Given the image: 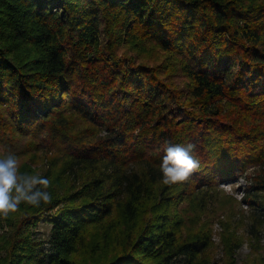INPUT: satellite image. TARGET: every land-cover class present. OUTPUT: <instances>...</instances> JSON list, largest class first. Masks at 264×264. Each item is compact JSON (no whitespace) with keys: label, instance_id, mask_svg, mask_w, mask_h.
Here are the masks:
<instances>
[{"label":"trees","instance_id":"trees-1","mask_svg":"<svg viewBox=\"0 0 264 264\" xmlns=\"http://www.w3.org/2000/svg\"><path fill=\"white\" fill-rule=\"evenodd\" d=\"M165 141L196 144L187 183H161ZM21 147L53 198L1 217L0 264H210L188 196L258 169L264 213V0H0V153Z\"/></svg>","mask_w":264,"mask_h":264},{"label":"rangeland","instance_id":"rangeland-1","mask_svg":"<svg viewBox=\"0 0 264 264\" xmlns=\"http://www.w3.org/2000/svg\"><path fill=\"white\" fill-rule=\"evenodd\" d=\"M99 43L97 48L106 50L102 46V39ZM144 49L146 51L142 57L149 61H161L163 64L170 61L176 64L178 61L175 56L157 51L151 43H147ZM126 50L127 45L119 46L118 54H123ZM154 52L159 56L157 60H154ZM171 82L178 88L185 83L180 76H174ZM16 139L24 143L22 139ZM21 149L23 148L16 149L20 172L24 169L21 165L25 158L30 155L35 156V151L23 155ZM47 152L42 150L37 153V159L34 161L36 164L32 167L33 175H43L49 170L46 156L49 158L51 155ZM257 174L258 169L251 168L237 180L229 182V186L220 183L215 189L204 188L202 195L192 196L196 197L194 200L188 196L189 202L185 204L187 218L184 219L191 227L206 228L210 231L211 247L208 252L210 264H264V213L257 212L258 207L250 205L246 198V191L254 183ZM260 196L263 199L259 203H264V192H260ZM200 200L201 204L194 203ZM29 231L33 241L38 242L40 247L48 251L50 226L40 222ZM10 232V226L0 217V237Z\"/></svg>","mask_w":264,"mask_h":264},{"label":"clouds","instance_id":"clouds-1","mask_svg":"<svg viewBox=\"0 0 264 264\" xmlns=\"http://www.w3.org/2000/svg\"><path fill=\"white\" fill-rule=\"evenodd\" d=\"M196 151L197 146L192 142L171 144L165 141L159 164L161 183L172 186L190 180L200 168ZM50 186V179L43 175L20 173L18 157L10 150L0 155V217L15 212L21 203L34 207L50 204L53 198Z\"/></svg>","mask_w":264,"mask_h":264},{"label":"built area","instance_id":"built-area-1","mask_svg":"<svg viewBox=\"0 0 264 264\" xmlns=\"http://www.w3.org/2000/svg\"><path fill=\"white\" fill-rule=\"evenodd\" d=\"M230 183H224L223 186H229Z\"/></svg>","mask_w":264,"mask_h":264}]
</instances>
